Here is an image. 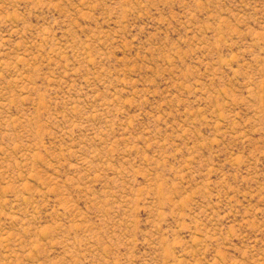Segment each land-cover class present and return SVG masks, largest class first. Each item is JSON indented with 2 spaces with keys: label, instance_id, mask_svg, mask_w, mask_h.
Returning <instances> with one entry per match:
<instances>
[{
  "label": "rangeland",
  "instance_id": "374dc122",
  "mask_svg": "<svg viewBox=\"0 0 264 264\" xmlns=\"http://www.w3.org/2000/svg\"><path fill=\"white\" fill-rule=\"evenodd\" d=\"M0 264H264V0H0Z\"/></svg>",
  "mask_w": 264,
  "mask_h": 264
}]
</instances>
